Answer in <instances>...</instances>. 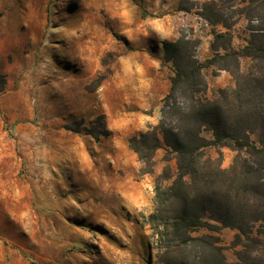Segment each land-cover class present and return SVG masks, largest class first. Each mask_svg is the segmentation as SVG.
Wrapping results in <instances>:
<instances>
[{
	"label": "rangeland",
	"instance_id": "rangeland-1",
	"mask_svg": "<svg viewBox=\"0 0 264 264\" xmlns=\"http://www.w3.org/2000/svg\"><path fill=\"white\" fill-rule=\"evenodd\" d=\"M204 1L0 0V264H160L148 219L156 179L167 164L176 172V161L161 148L154 173L141 174L129 139L160 119L174 74L165 40L185 34L199 40L201 61L216 55L213 31L227 29L200 15ZM216 1L242 48L250 31L238 0ZM203 72L206 97L233 84L216 65ZM102 114L109 136L67 127H90ZM221 150L228 167L236 152ZM236 232L220 235L229 264H244ZM261 238L253 255L264 258Z\"/></svg>",
	"mask_w": 264,
	"mask_h": 264
},
{
	"label": "trees",
	"instance_id": "trees-1",
	"mask_svg": "<svg viewBox=\"0 0 264 264\" xmlns=\"http://www.w3.org/2000/svg\"><path fill=\"white\" fill-rule=\"evenodd\" d=\"M222 11L216 0L204 1L200 11L211 25L227 29L213 31L215 56L201 61L199 40L185 34L163 42V60L172 64L174 74L160 119L129 139L141 174L154 173L161 148L166 150L164 161H176V172L167 164L156 179L155 209L148 219L160 264H229L220 235L225 228L237 231L232 245L244 247L237 252L244 264H264V258L253 255L264 233V0H238L236 12L247 19L250 31L239 49L233 48L228 31L233 22ZM2 16L0 6V25ZM243 58L252 61L245 70ZM212 65L227 70L233 84L209 98L204 96L208 83L203 71ZM6 84L0 71V92ZM67 127L85 129L96 140L111 134L104 114L90 127L84 128L83 120ZM210 147L216 149L215 156L206 152ZM222 147L236 152L228 167L223 166Z\"/></svg>",
	"mask_w": 264,
	"mask_h": 264
}]
</instances>
